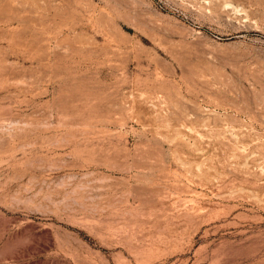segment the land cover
Listing matches in <instances>:
<instances>
[{"label":"rangeland","instance_id":"obj_1","mask_svg":"<svg viewBox=\"0 0 264 264\" xmlns=\"http://www.w3.org/2000/svg\"><path fill=\"white\" fill-rule=\"evenodd\" d=\"M0 264H264V0H0Z\"/></svg>","mask_w":264,"mask_h":264}]
</instances>
